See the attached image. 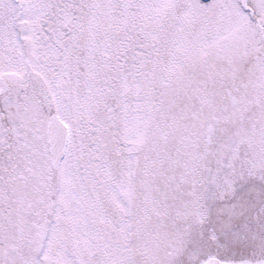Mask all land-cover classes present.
<instances>
[{
	"label": "snow or ice",
	"instance_id": "6c2138e0",
	"mask_svg": "<svg viewBox=\"0 0 264 264\" xmlns=\"http://www.w3.org/2000/svg\"><path fill=\"white\" fill-rule=\"evenodd\" d=\"M0 264H264V0H0Z\"/></svg>",
	"mask_w": 264,
	"mask_h": 264
}]
</instances>
